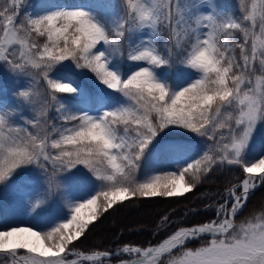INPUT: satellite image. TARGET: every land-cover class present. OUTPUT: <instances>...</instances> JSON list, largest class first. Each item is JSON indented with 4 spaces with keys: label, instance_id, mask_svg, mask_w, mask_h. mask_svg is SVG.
<instances>
[{
    "label": "snow or ice",
    "instance_id": "1",
    "mask_svg": "<svg viewBox=\"0 0 264 264\" xmlns=\"http://www.w3.org/2000/svg\"><path fill=\"white\" fill-rule=\"evenodd\" d=\"M23 3L0 6V64L27 79L17 96L33 114L21 120L0 105V182L31 187L38 169L47 187L35 192L30 221L0 218L3 264H103L114 255L131 257L119 264H264V215L236 222L264 185V139L256 141L264 128V0H240V17L215 0H119L106 16L102 0L21 16ZM236 32L242 38L233 43ZM167 67L179 74L172 83ZM88 73L91 88L78 78ZM159 158L171 162L146 167ZM224 166L244 175L223 190L209 220L155 245L70 248L117 204L183 196ZM196 239L204 242L188 247Z\"/></svg>",
    "mask_w": 264,
    "mask_h": 264
},
{
    "label": "trees",
    "instance_id": "2",
    "mask_svg": "<svg viewBox=\"0 0 264 264\" xmlns=\"http://www.w3.org/2000/svg\"><path fill=\"white\" fill-rule=\"evenodd\" d=\"M50 1L63 0H47L46 2ZM226 1L231 3L233 0ZM160 31L162 38L166 39L168 29L162 25ZM39 42H43V39L41 38ZM73 69L74 65L66 71ZM167 69L169 70L167 75L171 80L173 69L172 67ZM81 71L87 72V70L77 69L75 73L79 74ZM81 76L85 87L91 88L92 85L87 81L88 79ZM241 176L242 169L237 166L217 167L192 191L183 196L126 200L122 204H117L114 209L102 213L95 225L91 226L87 233L70 247L86 252L113 251L125 244L155 245L178 227L194 225L212 218L223 190L238 182ZM263 214L264 185H260L251 193L243 211L237 215L236 222L240 223L252 216ZM203 242L200 239L192 240L188 243V247L195 248ZM167 260L168 257H165L161 264H167Z\"/></svg>",
    "mask_w": 264,
    "mask_h": 264
},
{
    "label": "rangeland",
    "instance_id": "3",
    "mask_svg": "<svg viewBox=\"0 0 264 264\" xmlns=\"http://www.w3.org/2000/svg\"><path fill=\"white\" fill-rule=\"evenodd\" d=\"M6 0H0V6ZM105 7L100 10V15L103 16L109 15L112 7L116 5L119 0H102ZM235 4H227L226 0H215V3L222 6L229 7L237 17H240L242 14V8H240V0H234ZM97 3V0H73V2H59V3H51L48 5H42L40 0H24V3L21 5V16L24 13H38L46 7L50 6H70V7H84L88 8ZM247 3L250 4L251 0H247ZM233 37V43L238 42L242 37L239 32L235 33ZM43 43V42H40ZM126 51V49H125ZM238 54V49H237ZM66 65H71V61H65ZM88 78L91 77L92 74L88 73ZM178 72H176L175 79L178 78ZM27 79L25 77L18 76L15 72H12L6 64H0V105L6 104L8 106L7 110L13 112L18 119H25L30 117L33 112L31 108H27L20 104L17 93L21 90L20 85L26 84ZM90 83L92 81L90 79ZM41 89L46 87L43 83L39 85ZM63 95V94H60ZM97 102H99V98H97ZM39 107V104L36 105ZM49 118L55 117V109L49 110ZM199 139V138H198ZM264 139V128H260L256 133V141H260ZM211 143V142H209ZM190 147L195 148V145H190ZM171 161L169 158H159L149 160L146 164V167H163L169 164ZM175 167V165H173ZM171 170V169H166ZM31 175L38 176V181L33 182V186L25 187V188H17V187H9L4 188V183H10L11 179L7 182H0V218H6V223H16L17 221L24 220L30 221L31 217L35 215L33 211H31V206L35 202L34 195L35 192L43 191L44 188L47 187L46 177L43 172H40L38 169L35 172H30ZM154 174L163 175L164 172H157ZM140 175H143V170ZM244 175V174H243ZM242 175V177H243ZM43 186V188L41 187ZM60 192H64V188L60 189ZM52 199V198H50ZM63 196L58 195L53 199L51 205L47 208L48 214H54L57 210L58 203L57 201H62ZM35 223L36 221H31ZM116 251H114L115 253ZM131 257L127 256H113L111 259H105L103 264H119V261L122 259H129ZM72 259H76V257H72ZM0 264H3V261H0Z\"/></svg>",
    "mask_w": 264,
    "mask_h": 264
},
{
    "label": "bare ground",
    "instance_id": "4",
    "mask_svg": "<svg viewBox=\"0 0 264 264\" xmlns=\"http://www.w3.org/2000/svg\"><path fill=\"white\" fill-rule=\"evenodd\" d=\"M72 259V258H71Z\"/></svg>",
    "mask_w": 264,
    "mask_h": 264
}]
</instances>
